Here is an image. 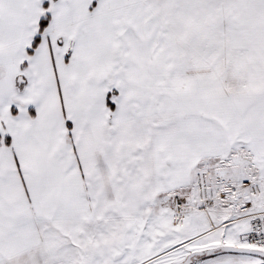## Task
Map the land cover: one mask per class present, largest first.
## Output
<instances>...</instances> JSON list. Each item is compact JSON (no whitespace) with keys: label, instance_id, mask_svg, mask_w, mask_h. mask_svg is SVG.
<instances>
[{"label":"snow or ice","instance_id":"obj_1","mask_svg":"<svg viewBox=\"0 0 264 264\" xmlns=\"http://www.w3.org/2000/svg\"><path fill=\"white\" fill-rule=\"evenodd\" d=\"M0 264H264V0H0Z\"/></svg>","mask_w":264,"mask_h":264}]
</instances>
